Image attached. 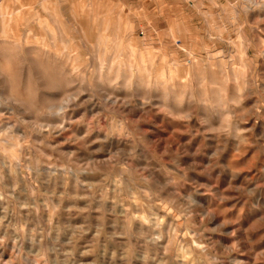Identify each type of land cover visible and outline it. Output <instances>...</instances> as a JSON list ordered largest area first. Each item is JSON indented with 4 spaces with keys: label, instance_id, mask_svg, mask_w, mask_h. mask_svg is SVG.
I'll use <instances>...</instances> for the list:
<instances>
[{
    "label": "rangeland",
    "instance_id": "rangeland-1",
    "mask_svg": "<svg viewBox=\"0 0 264 264\" xmlns=\"http://www.w3.org/2000/svg\"><path fill=\"white\" fill-rule=\"evenodd\" d=\"M22 5L20 35L0 30V264H264V0L0 15ZM50 81L74 93L65 131Z\"/></svg>",
    "mask_w": 264,
    "mask_h": 264
},
{
    "label": "bare ground",
    "instance_id": "bare-ground-1",
    "mask_svg": "<svg viewBox=\"0 0 264 264\" xmlns=\"http://www.w3.org/2000/svg\"><path fill=\"white\" fill-rule=\"evenodd\" d=\"M198 4V3H197ZM25 7H26V5L24 6V5H22V6H19V7H17V8H14L13 10L11 9V11L10 10H8V12H5V11H3V13H2V15H0L1 16V21H0V30H1V33L3 34V35H5V36H7L8 35V33H12L15 37H18L19 35H20V33L22 32V29H24V28H22V27H24V26H22L23 24H22V20L20 19V13L23 11V9L25 10ZM6 8V11H7V8L8 7H5ZM5 8H3V9H5ZM9 9V8H8ZM44 10H47V8L45 7V8H43ZM202 11V10H201ZM25 12V11H24ZM72 12H74V11H72ZM1 13V12H0ZM40 14V13H39ZM212 15V14H211ZM207 16H208V14H207ZM211 17V16H210ZM75 18L77 19V17L75 16ZM208 18V17H207ZM34 19H36L37 20V24H38V22L41 24L40 26H43V21L41 20V18H40V16L38 15V12L36 13V17H34ZM44 20V19H43ZM34 22V21H33ZM47 24V23H46ZM43 27H45V26H43ZM47 29V28H46ZM49 31V30H48ZM27 32V34H26V37H28L30 34H32V35H34V37L35 38H38L37 37V33L33 30V28H28L27 30H25V32L24 33H26ZM54 35V34H53ZM129 37H130V35H129ZM127 39H129V38H127ZM130 39H132V36L130 37ZM145 40V39H144ZM130 41V40H129ZM119 46V45H118ZM61 47V46H60ZM189 54H191V53H189ZM188 54V55H189ZM219 55V54H218ZM98 61H99V67L97 68V72H98V76H97V79L98 80H103V78L105 77L108 81H109V83H110V85H111V87H113V84H112V80L111 79H109V77L107 76V75H103V69H104V67H103V60H101V58L99 57L98 58ZM120 64V63H119ZM185 64V63H184ZM122 65V64H121ZM175 65H176V63H175ZM5 69V68H4ZM108 69H110V68H108ZM128 69H130V71L132 70V66L129 64L128 65ZM133 73V72H132ZM39 75V74H38ZM40 76V75H39ZM117 77H119V73H117V75H116ZM7 77V76H6ZM38 78V77H37ZM130 78V77H129ZM128 77H126L125 79L127 80V79H129ZM7 79H8V77H7ZM39 80V79H38ZM46 80V79H45ZM132 80V79H131ZM43 82H44V80H42ZM42 81H40L41 83H42ZM63 84V83H62ZM66 84H68V83H66ZM130 84V82H128V81H126V85H129ZM141 84V83H140ZM142 84H144V83H142ZM12 85H14V84H12ZM146 85V84H145ZM41 86H42V92H41V98H43V100H42V104H43V107H46L47 109H48V112L49 113H52V114H56V115H58V116H60L61 114H62V112H63V118L62 119H60L59 120V124H60V126H59V129H60V131H65L66 130V124H65V120H71L72 118H73V112H67V111H65V109L68 107V102L70 101V98H75L74 97V93L73 94H65L66 96H64V97H62V98H60L59 100H55V99H51V98H54L51 94H49V92H47V90H49V89H53V90H55V92H57V94L59 93V91L61 92H63V88H62V86L64 87L65 86V84L64 85H61V83L60 82H58L57 81V83L55 82V81H50V82H45V83H43V84H41ZM65 90H67L66 88H65ZM240 90V89H239ZM33 93H34V91H33ZM66 93V92H65ZM39 94V93H38ZM78 94V93H77ZM59 95L60 94H58V98H59ZM83 97V96H82ZM115 98V97H114ZM113 98V99H114ZM112 100V99H111ZM115 100H117V99H115ZM114 100V101H115ZM119 102V101H118ZM117 102V103H118ZM123 102H125V101H123ZM130 102H132V101H129V103ZM72 103V102H71ZM126 103V102H125ZM129 103H126V104H129ZM136 103V102H135ZM31 104V103H30ZM131 104V103H130ZM40 105V104H39ZM117 105V104H116ZM115 105V106H116ZM121 105V104H120ZM114 106V105H113ZM38 107V106H37ZM33 108H35V107H33ZM116 108H119V107H115V110H116ZM120 108H122L123 110H128L129 112H142L143 111V108H142V106H133V105H129V108H126V107H124V105L122 106L121 105V107ZM43 109V108H42ZM41 110V109H40ZM34 111H35V109H34ZM43 111V110H42ZM143 113V112H142ZM46 114V113H45ZM134 114V113H133ZM38 115V114H37ZM127 115H129L128 114V112H127ZM140 115V114H139ZM39 116V115H38ZM58 116H57V118H58ZM61 116V117H62ZM131 116H132V114H131ZM134 116H135V114H134ZM34 117V116H33ZM47 117H49L48 115H47ZM137 117V116H136ZM144 117V116H143ZM36 118V117H35ZM38 118V117H37ZM36 118V119H37ZM32 119V118H31ZM38 120H40L39 118L37 119V122H42V121H38ZM44 120V119H43ZM97 120V119H96ZM34 121V120H33ZM47 121V120H46ZM31 122V121H30ZM36 122V121H35ZM33 123V122H32ZM44 123V122H43ZM56 126V125H55ZM41 127V126H40ZM44 127V126H43ZM128 128V127H127ZM39 129V128H38ZM43 129V128H42ZM54 129V128H53ZM130 129V128H129ZM120 130L121 131H123L124 130V132L126 131V128L125 127H120ZM68 131V130H67ZM41 132V131H40ZM71 132H72V130H71ZM50 133V132H49ZM88 133V132H87ZM122 133V132H121ZM57 134V133H56ZM74 134V133H73ZM42 135H44V134H42ZM125 135V134H124ZM75 136V135H74ZM40 137V136H39ZM46 137V136H45ZM38 138V137H37ZM47 139V138H46ZM55 139V138H54ZM100 139V138H99ZM7 141V140H6ZM55 141V140H54ZM15 142V141H14ZM59 142V141H58ZM9 143H10V140H9ZM47 143V142H46ZM52 143V142H51ZM17 144V143H16ZM15 144V145H16ZM11 145L13 146L14 144L13 143H11ZM48 145V144H47ZM55 145V144H54ZM52 146V145H51ZM56 146V145H55ZM17 148V147H16ZM4 151V150H3ZM14 152V151H13ZM4 156V155H3ZM10 156V155H9ZM15 157V156H14ZM145 158V157H144ZM18 162V161H17ZM143 166V165H142ZM21 177V176H20ZM72 192V191H71ZM191 196V195H190ZM25 199V198H24Z\"/></svg>",
    "mask_w": 264,
    "mask_h": 264
}]
</instances>
